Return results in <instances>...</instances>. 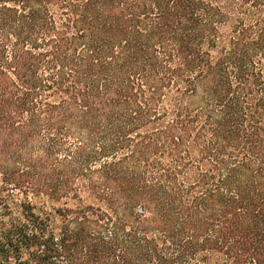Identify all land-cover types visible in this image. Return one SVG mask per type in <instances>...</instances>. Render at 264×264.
<instances>
[{"label":"trees","instance_id":"16d2710c","mask_svg":"<svg viewBox=\"0 0 264 264\" xmlns=\"http://www.w3.org/2000/svg\"><path fill=\"white\" fill-rule=\"evenodd\" d=\"M0 264H264V0H0Z\"/></svg>","mask_w":264,"mask_h":264},{"label":"rangeland","instance_id":"374dc122","mask_svg":"<svg viewBox=\"0 0 264 264\" xmlns=\"http://www.w3.org/2000/svg\"><path fill=\"white\" fill-rule=\"evenodd\" d=\"M27 257H25V259H26Z\"/></svg>","mask_w":264,"mask_h":264}]
</instances>
